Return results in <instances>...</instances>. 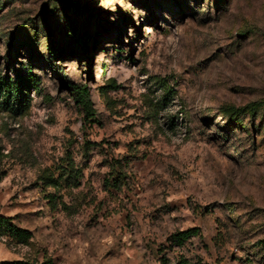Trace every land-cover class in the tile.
<instances>
[{"label": "rangeland", "instance_id": "374dc122", "mask_svg": "<svg viewBox=\"0 0 264 264\" xmlns=\"http://www.w3.org/2000/svg\"><path fill=\"white\" fill-rule=\"evenodd\" d=\"M17 75L0 216L32 238L0 262L264 264V0H0Z\"/></svg>", "mask_w": 264, "mask_h": 264}, {"label": "trees", "instance_id": "16d2710c", "mask_svg": "<svg viewBox=\"0 0 264 264\" xmlns=\"http://www.w3.org/2000/svg\"><path fill=\"white\" fill-rule=\"evenodd\" d=\"M48 50L54 53V49L49 47ZM31 87V81L24 79V77L17 75L14 81H5L0 78V94L3 96L4 101L7 104H11L10 109L16 107H23V100L20 99V95H23L25 88ZM66 89L69 91L70 96L73 97L74 102L83 108L86 112H90L91 102L89 99V92L86 87H78L72 83L66 84ZM251 106L244 107L242 109H229L223 108L222 112L227 116L228 125H242V121L239 120V116L242 114L252 113ZM90 114V113H89ZM91 115V114H90ZM242 130V128H241ZM118 180V179H115ZM52 182V181H51ZM55 182H52V184ZM195 230L188 229L182 232H178L172 236V240L178 245H182ZM0 238L15 244H29L32 238L31 233L26 230L17 227L13 223V219L10 217L0 216ZM50 261L44 260L41 263L31 262L29 260H15V261H3L0 264H50Z\"/></svg>", "mask_w": 264, "mask_h": 264}]
</instances>
